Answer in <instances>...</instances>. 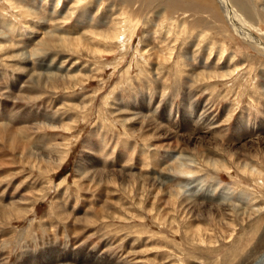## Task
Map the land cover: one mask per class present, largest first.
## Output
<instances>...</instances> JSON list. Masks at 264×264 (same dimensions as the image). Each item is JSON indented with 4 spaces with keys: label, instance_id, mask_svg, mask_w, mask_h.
<instances>
[{
    "label": "rangeland",
    "instance_id": "374dc122",
    "mask_svg": "<svg viewBox=\"0 0 264 264\" xmlns=\"http://www.w3.org/2000/svg\"><path fill=\"white\" fill-rule=\"evenodd\" d=\"M0 209V264H264V0H0Z\"/></svg>",
    "mask_w": 264,
    "mask_h": 264
},
{
    "label": "bare ground",
    "instance_id": "6f19581e",
    "mask_svg": "<svg viewBox=\"0 0 264 264\" xmlns=\"http://www.w3.org/2000/svg\"><path fill=\"white\" fill-rule=\"evenodd\" d=\"M190 9V8H189ZM232 14V13H231ZM254 15V14H253ZM242 31V34H244L245 36H246V38L249 40L250 39V41H252V42H255V40L256 39H253V37H252V35L251 34H249V32H247V31H245V30H241ZM245 38V37H244ZM252 39V40H251ZM1 210V209H0ZM2 215L3 216H7V212L6 211H4V213H2ZM24 215V214H23ZM17 217V216H16Z\"/></svg>",
    "mask_w": 264,
    "mask_h": 264
}]
</instances>
